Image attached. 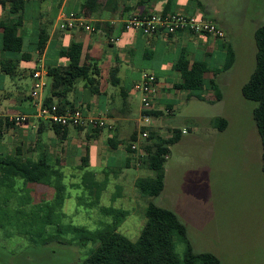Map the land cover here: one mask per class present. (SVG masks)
<instances>
[{
	"label": "rangeland",
	"instance_id": "374dc122",
	"mask_svg": "<svg viewBox=\"0 0 264 264\" xmlns=\"http://www.w3.org/2000/svg\"><path fill=\"white\" fill-rule=\"evenodd\" d=\"M215 4L231 17L232 26L227 32L234 61L228 71H221L216 78L220 101L212 103L209 96L213 92L205 91L204 101L177 103L173 114L164 113L160 125L151 121L162 137L169 136V126L184 131L180 140L169 147L161 194L149 197L135 187L133 193L120 187L112 190L111 177L122 164L118 157L102 162L107 166L102 171L97 159L89 155L82 169L65 175L60 208L54 207V189L48 187L50 200L40 202H48V208L57 210L51 215L39 214L38 206L25 199L34 196L37 200V190L29 186L23 190L22 180L10 189L0 180V264H86L97 245L91 236L113 222L117 218L115 212L127 213L117 231L136 241L145 224L149 201L176 214L186 227L193 252L214 254L221 264H264L262 146L252 116L257 104L241 94V86L255 67L254 32L264 24V0H215ZM185 51L188 56L187 46ZM225 59L223 54H215L206 60L211 70L217 71ZM105 69L103 76L107 75ZM132 91L137 105L140 94L133 88ZM215 116L227 120L224 131L209 128V118ZM127 142L123 141V145ZM128 173L153 176L149 170L136 172L130 168ZM122 192L131 198H118ZM173 246L181 260L185 245L174 236Z\"/></svg>",
	"mask_w": 264,
	"mask_h": 264
},
{
	"label": "crops",
	"instance_id": "0c3cea01",
	"mask_svg": "<svg viewBox=\"0 0 264 264\" xmlns=\"http://www.w3.org/2000/svg\"><path fill=\"white\" fill-rule=\"evenodd\" d=\"M198 1L203 6L202 10L187 0H171L168 8L166 7L168 0L152 2H146V0H99L98 8L87 18L94 25V31L87 33L80 30L60 31L56 27L59 10L64 8L68 12L79 13L83 0H27L22 13V51L0 55L7 60L18 61L14 73L15 79L12 77L8 81L4 74L0 73V130L3 131V136L0 139V158L12 156L16 158L17 162L45 159L54 172L62 175L63 180L65 175L82 169L81 167L89 155L95 160L97 159L102 171L107 168L102 165V162L113 161V158L118 157L122 164L117 174L111 177L109 187L112 190L120 187L122 191L127 190L128 193H133L135 181L140 177L128 173L129 169L132 168L136 172L147 170L143 165H136L130 160V158L141 155L140 147L144 144V140L138 139L136 136L135 142H127L123 145V141H131L134 132L138 135L141 126L140 118L136 119L142 113L141 104L140 100L137 105L135 103L133 85L140 79L143 72H149L156 76L159 90L154 99L152 112L160 114L151 116L152 121H156L155 123L160 125L164 113L173 114L177 103L190 102L193 99L204 101L202 93L213 92L206 87L200 92H188L174 88L175 84L182 81V77L180 73L173 70L172 66L176 60L186 54L185 47H188V60L191 63H204L207 65V70H211L206 60L208 57L215 54L226 56L223 45L230 44L227 31L232 26L229 12L219 10L215 0ZM166 9H168L166 14L202 15L223 30L224 37L214 39L190 34L174 36L161 34L148 37L138 31L124 29V22L132 16L165 15ZM10 17L8 8L0 4V21ZM95 24H98V28L95 27ZM43 34L47 40L43 51L39 54L36 44ZM71 43L82 45L81 61L85 64H88V61L96 63L101 70L105 86L101 87L102 94L91 96L89 90L83 87L82 82H79L67 95V100L74 108L81 109L87 115L106 119L112 126L110 130L67 127L56 133L52 126L35 117L36 108L30 97L33 83L31 75L39 69L46 71L47 66H66L68 61L60 56V50L68 47ZM1 48L0 34V50ZM173 54L178 56L170 60L169 56ZM102 67L106 68V76L102 75ZM114 69L117 70L114 71ZM211 76V73H205V83ZM219 76L218 74L216 78ZM48 94L49 81L43 90V99ZM197 94L201 95L203 100H199L196 97ZM209 98L212 103L216 102L213 101L214 95ZM13 116H26L27 123L5 127L6 121H9L7 118ZM215 118L223 117L209 118L208 126L211 130L216 129L212 125ZM154 126L156 125H151L150 128L153 129ZM227 127L228 122L225 129ZM168 128L176 127L169 126ZM178 130L181 133L184 132ZM181 136L182 134H180V138ZM111 138L115 139L114 148L108 145ZM130 143H138L139 150L129 153L127 147ZM29 188L37 190L36 193L39 194L37 200L34 196L31 198L34 203L45 199L50 200L48 186L30 185ZM124 192L119 194L118 198L123 201L129 200L131 196H127Z\"/></svg>",
	"mask_w": 264,
	"mask_h": 264
},
{
	"label": "trees",
	"instance_id": "16d2710c",
	"mask_svg": "<svg viewBox=\"0 0 264 264\" xmlns=\"http://www.w3.org/2000/svg\"><path fill=\"white\" fill-rule=\"evenodd\" d=\"M150 1L155 0H146V2ZM168 1L167 8L171 0ZM187 1L196 4V7L202 10L203 6L198 0ZM98 2L99 0H83L78 14L89 18L98 8ZM25 3L26 0L0 1V4L8 8L9 17L11 16L0 21L2 38L0 55L22 51L23 35L21 28ZM167 10H165V15ZM95 27L98 28V24H95ZM46 40L47 38L44 34L39 37L36 44V50L39 54L43 51ZM254 41L256 46L255 67L248 81L241 87V94L245 99L257 104L252 111V116L261 141V171L264 176V24L255 30ZM223 48L226 53L225 63L222 69L217 71L207 70V65L204 63H191L186 55H182L172 66L173 70L180 73L182 77V81L175 84L174 88L188 92H200L206 87L213 91L215 96L213 101H218L220 94L217 91L216 76L221 71H228L234 61V52L230 44L223 45ZM81 54L82 45L80 43H71L68 47L60 50V56L68 61L66 66L46 67L49 94L43 101L44 106L48 107L56 104L60 111L73 109V105L67 100V95L79 82L83 83V87L89 90L91 96L102 94L100 68L94 62L83 63ZM17 64L18 61L0 57V72L12 78L14 77ZM116 70L114 69V71ZM208 72L212 76L205 83L204 75ZM196 97L199 100H203L201 95L197 94ZM146 114L156 116L160 113L150 111ZM15 124L19 123L6 121L5 127H11ZM212 125L222 131L225 129L227 122L223 118H215ZM52 127L56 133L60 129H65L59 126ZM91 129L100 130V128ZM168 131L169 136L162 137L155 130L149 129L148 138L140 147L141 155L138 156L136 161L134 158H130L134 164L138 161V165H143L147 170L153 172L152 177H140L135 181V188L149 197H157L161 194L164 185V165L169 154V147L177 143L180 139V134H182L176 128L168 129ZM2 136L3 131L0 130V139ZM136 136L137 134L134 132L129 142H135ZM114 141L115 139H109V147L114 148ZM131 145V143L128 144L127 150L129 153H135L131 149ZM0 180L10 189L15 188L18 180L23 181V190H26V186L30 185L52 187L54 189L52 200L54 207L57 209L62 205L65 188L62 184V175L54 172L45 159L17 162L16 158L12 156L0 158ZM18 192H21V190H18ZM30 198L25 197L32 206H38L36 211L39 214L51 215L57 211L48 208V202L34 203ZM40 206L47 208L40 209ZM115 213L117 218L113 222L91 236V241L97 245L87 258L86 264H221L214 254L193 252L187 238L185 225L169 209L157 207L149 201L145 209V224L139 237L134 242L128 240L117 231L121 219L127 215L126 211ZM174 236L179 238L185 245V254L181 260L174 252Z\"/></svg>",
	"mask_w": 264,
	"mask_h": 264
},
{
	"label": "built area",
	"instance_id": "2783aa9c",
	"mask_svg": "<svg viewBox=\"0 0 264 264\" xmlns=\"http://www.w3.org/2000/svg\"><path fill=\"white\" fill-rule=\"evenodd\" d=\"M2 1V0H0ZM27 1V0H26ZM56 27L60 31L80 30L87 33L94 31L92 22L78 13L68 12L61 8L56 17ZM125 30L138 31L144 36L154 35H178L190 34L196 36H208L214 39H222L224 32L215 23L202 15H187L170 13L166 15L150 14L144 16H132L124 22ZM33 83L30 97L36 108L35 117L50 126L61 128H100L110 130L112 126L104 118L85 114L81 109L73 108L60 111L56 104L48 107L43 105L42 93L47 85L46 71L36 70L31 75ZM133 90L140 94L141 115L138 138L146 140L148 138V128L151 127L152 116L149 113L153 110V103L159 90V83L154 74L143 72L138 82L133 86ZM10 122L26 124V116H13L7 118ZM184 133V132H183ZM131 149L139 150L138 143H133ZM137 155L134 159H138ZM138 165V161L136 162Z\"/></svg>",
	"mask_w": 264,
	"mask_h": 264
}]
</instances>
